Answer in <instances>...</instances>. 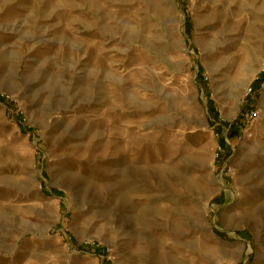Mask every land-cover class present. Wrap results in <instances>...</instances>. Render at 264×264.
<instances>
[{
	"label": "rangeland",
	"instance_id": "374dc122",
	"mask_svg": "<svg viewBox=\"0 0 264 264\" xmlns=\"http://www.w3.org/2000/svg\"><path fill=\"white\" fill-rule=\"evenodd\" d=\"M262 64L264 0H0V264H264Z\"/></svg>",
	"mask_w": 264,
	"mask_h": 264
},
{
	"label": "built area",
	"instance_id": "2783aa9c",
	"mask_svg": "<svg viewBox=\"0 0 264 264\" xmlns=\"http://www.w3.org/2000/svg\"><path fill=\"white\" fill-rule=\"evenodd\" d=\"M253 92V89L251 86H247V88H245V92H244V96H248L250 95L251 93ZM7 99L8 100V96H5V95H0V99ZM1 102V101H0ZM3 103V102H1ZM257 114H258V111L257 110H247L243 113H241L240 115V118L243 119V121H246V122H249V121H253L256 119L257 117ZM227 131V130H226ZM224 141L226 143H228V138H227V135L224 137ZM216 152L214 154V158L216 159H219L221 154H222V149L220 148V146L218 145V147L216 148Z\"/></svg>",
	"mask_w": 264,
	"mask_h": 264
},
{
	"label": "trees",
	"instance_id": "16d2710c",
	"mask_svg": "<svg viewBox=\"0 0 264 264\" xmlns=\"http://www.w3.org/2000/svg\"><path fill=\"white\" fill-rule=\"evenodd\" d=\"M264 76V75H263ZM1 102H3L4 104H8V105H11V102L8 101L7 99L3 98V99H0ZM243 121V119H242ZM236 124V123H235ZM233 123L231 124H228V128H227V138H233L235 137L236 135L238 136V134L236 133V131H233ZM224 142V141H223ZM224 145V143H223ZM83 248H88L86 244H83L80 246V249H83Z\"/></svg>",
	"mask_w": 264,
	"mask_h": 264
},
{
	"label": "bare ground",
	"instance_id": "6f19581e",
	"mask_svg": "<svg viewBox=\"0 0 264 264\" xmlns=\"http://www.w3.org/2000/svg\"><path fill=\"white\" fill-rule=\"evenodd\" d=\"M172 4V3H171ZM173 6V5H172ZM182 38V37H181ZM263 63V62H262ZM264 64H262V66H263ZM170 260H172V259H170ZM181 264V263H180Z\"/></svg>",
	"mask_w": 264,
	"mask_h": 264
}]
</instances>
